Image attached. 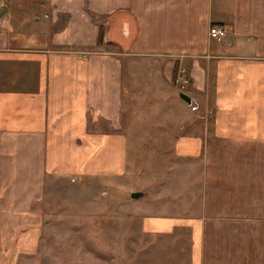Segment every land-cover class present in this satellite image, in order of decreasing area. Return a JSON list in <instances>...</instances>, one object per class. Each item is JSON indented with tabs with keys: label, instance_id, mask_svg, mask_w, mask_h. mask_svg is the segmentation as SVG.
Returning a JSON list of instances; mask_svg holds the SVG:
<instances>
[{
	"label": "crops",
	"instance_id": "1",
	"mask_svg": "<svg viewBox=\"0 0 264 264\" xmlns=\"http://www.w3.org/2000/svg\"><path fill=\"white\" fill-rule=\"evenodd\" d=\"M0 3V264L40 255L47 177L124 171L128 75L185 113L140 264H264V0Z\"/></svg>",
	"mask_w": 264,
	"mask_h": 264
},
{
	"label": "rangeland",
	"instance_id": "2",
	"mask_svg": "<svg viewBox=\"0 0 264 264\" xmlns=\"http://www.w3.org/2000/svg\"><path fill=\"white\" fill-rule=\"evenodd\" d=\"M127 78L124 171L47 177L39 207L46 217L41 253L27 264H140L147 259L148 241L140 225L143 203L157 194L165 198L161 185L180 161L172 140L185 113L176 100L169 104V95L151 94L145 83L153 80L141 81L139 88L140 81ZM175 81L176 73L167 81L173 90ZM133 191L146 193L132 199Z\"/></svg>",
	"mask_w": 264,
	"mask_h": 264
},
{
	"label": "built area",
	"instance_id": "3",
	"mask_svg": "<svg viewBox=\"0 0 264 264\" xmlns=\"http://www.w3.org/2000/svg\"><path fill=\"white\" fill-rule=\"evenodd\" d=\"M0 6H1V3H0ZM208 35L210 38L217 40V41H220L227 36V31L221 25L212 24L209 26ZM178 82H179V88L180 89L185 88V86L188 84V80L185 78L178 79Z\"/></svg>",
	"mask_w": 264,
	"mask_h": 264
},
{
	"label": "water",
	"instance_id": "4",
	"mask_svg": "<svg viewBox=\"0 0 264 264\" xmlns=\"http://www.w3.org/2000/svg\"><path fill=\"white\" fill-rule=\"evenodd\" d=\"M178 97L180 99H182L186 103H189L190 102L189 101V98L187 97V95L185 93H183V92H179L178 93ZM145 193L146 192H144V191H133V192L130 193V198L137 199V198H140V197L144 196Z\"/></svg>",
	"mask_w": 264,
	"mask_h": 264
},
{
	"label": "trees",
	"instance_id": "5",
	"mask_svg": "<svg viewBox=\"0 0 264 264\" xmlns=\"http://www.w3.org/2000/svg\"><path fill=\"white\" fill-rule=\"evenodd\" d=\"M103 41V29L100 30V34H99V39H98V43L101 44ZM172 79H175V71L172 73Z\"/></svg>",
	"mask_w": 264,
	"mask_h": 264
}]
</instances>
